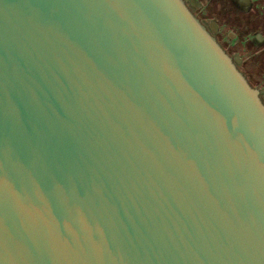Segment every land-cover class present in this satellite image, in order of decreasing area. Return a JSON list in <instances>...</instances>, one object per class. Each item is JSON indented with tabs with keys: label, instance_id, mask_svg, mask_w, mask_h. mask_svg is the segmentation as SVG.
<instances>
[{
	"label": "water",
	"instance_id": "obj_1",
	"mask_svg": "<svg viewBox=\"0 0 264 264\" xmlns=\"http://www.w3.org/2000/svg\"><path fill=\"white\" fill-rule=\"evenodd\" d=\"M0 264H264V108L180 0H0Z\"/></svg>",
	"mask_w": 264,
	"mask_h": 264
},
{
	"label": "flooded vegetation",
	"instance_id": "obj_2",
	"mask_svg": "<svg viewBox=\"0 0 264 264\" xmlns=\"http://www.w3.org/2000/svg\"><path fill=\"white\" fill-rule=\"evenodd\" d=\"M264 108V0H180Z\"/></svg>",
	"mask_w": 264,
	"mask_h": 264
}]
</instances>
